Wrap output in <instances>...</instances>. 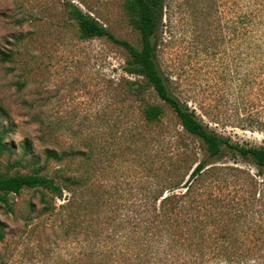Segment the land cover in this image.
Wrapping results in <instances>:
<instances>
[{
  "label": "rangeland",
  "instance_id": "374dc122",
  "mask_svg": "<svg viewBox=\"0 0 264 264\" xmlns=\"http://www.w3.org/2000/svg\"><path fill=\"white\" fill-rule=\"evenodd\" d=\"M123 1L0 0V50L10 54L0 56V172L83 180L74 206L61 207L73 195L65 189L46 213L39 190L10 194L15 213L0 206L8 226L0 264H184L178 241L204 243L188 236L212 216L208 230L238 250L232 264H264V168L228 149L209 157L155 90L135 93L127 50L106 37L81 39L66 9L69 2L81 6L139 47ZM237 1L167 0L157 60L173 92L206 125L233 143L264 146V130L234 117L237 106L264 117V100L242 110L229 84L239 69ZM146 102L163 106L160 121L145 119ZM206 109L227 117L216 122ZM48 148L65 158L47 160ZM205 160L202 173L191 176Z\"/></svg>",
  "mask_w": 264,
  "mask_h": 264
},
{
  "label": "trees",
  "instance_id": "16d2710c",
  "mask_svg": "<svg viewBox=\"0 0 264 264\" xmlns=\"http://www.w3.org/2000/svg\"><path fill=\"white\" fill-rule=\"evenodd\" d=\"M167 0H124L123 10L127 16L130 25L138 31L141 45L135 46L126 39H121L105 25L95 14L85 11L83 8L73 2L66 4V9L73 19L79 31V37L84 40L106 37L115 43L123 46L128 52L126 60V71L138 79L131 81V86L137 95H141L150 89L155 90L157 96L164 103L173 108L178 116L181 125L189 133L199 137L206 146L209 157L221 155L225 149L230 150L234 155L241 156L244 160L252 161L259 170L264 168V146H246L231 142L226 137L206 125L200 118L196 108H191L187 101H183L172 90V81L165 74L157 60V42L156 36L160 24L163 20L164 10ZM238 9L233 21V29L238 46L239 69L233 82L229 83L234 91V95L241 99L242 110L247 106L253 107L256 101L264 100V0H238ZM0 56L3 60H8L10 54L0 50ZM232 77V76H231ZM237 94V95H236ZM229 102V101H228ZM239 108V106H237ZM239 111L234 117H237L239 123H244L243 127L257 128L264 130V118L262 112H250L242 114ZM222 111V110H221ZM164 108L161 104L146 102L143 108L145 119L150 122L161 120ZM216 122H219L221 115L226 111L212 113V110L206 112ZM225 118L227 117L226 115ZM248 119V120H247ZM4 133L0 135V148L5 147L2 142ZM28 145V142H26ZM46 159L62 161L66 153H58L57 150L48 148L45 151ZM207 160L197 164L191 176L196 177L201 174L206 166ZM83 186V180L77 176L69 175L65 177L64 183H59L54 177L47 174L34 171L30 173L6 174L0 172V206L10 213H15V208L11 201L10 194H20L24 189H36L41 192V202L43 203V213L51 212L56 208V198H63L64 190L73 192L69 201L62 203L61 207L74 206L79 198V188ZM189 187L188 192L191 191ZM47 194L53 199H49ZM163 195V194H162ZM178 194L166 195L162 201L175 198ZM216 198V197H214ZM212 214V213H210ZM221 216V215H217ZM29 220V216L27 217ZM170 219V218H169ZM164 224L167 225L166 218ZM216 222V217H211L203 221L202 225L195 226L196 229L190 231L188 239L193 237L201 238L204 243H194L186 246L184 242H179L177 254L184 264H217L225 262L232 264L233 255L238 250H232L231 245L218 241L214 233L208 230L209 225ZM169 228L173 224L169 221ZM7 224L0 219V241H3L7 235ZM211 239L210 243H206ZM175 241V237H174ZM176 243V242H175ZM188 254V257L182 255ZM206 257V259H205Z\"/></svg>",
  "mask_w": 264,
  "mask_h": 264
}]
</instances>
